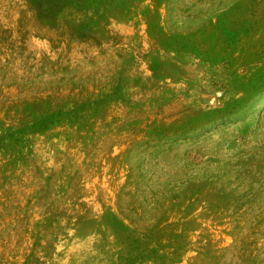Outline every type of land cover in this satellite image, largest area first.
Here are the masks:
<instances>
[{"label": "rangeland", "instance_id": "1", "mask_svg": "<svg viewBox=\"0 0 264 264\" xmlns=\"http://www.w3.org/2000/svg\"><path fill=\"white\" fill-rule=\"evenodd\" d=\"M0 264H264V0H0Z\"/></svg>", "mask_w": 264, "mask_h": 264}]
</instances>
